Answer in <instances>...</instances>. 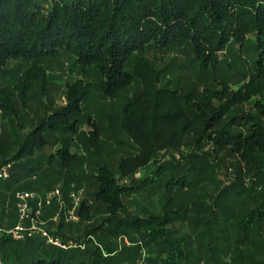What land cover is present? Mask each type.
Wrapping results in <instances>:
<instances>
[{"label": "trees", "instance_id": "16d2710c", "mask_svg": "<svg viewBox=\"0 0 264 264\" xmlns=\"http://www.w3.org/2000/svg\"><path fill=\"white\" fill-rule=\"evenodd\" d=\"M247 46L254 53L249 83L230 88L222 77L218 81L222 92H211L206 85L200 102L195 93L184 92L178 80H167L165 70L154 66L158 55L189 51L195 57L198 76L217 81L216 74L222 70L232 76L237 73L236 64L228 59L223 63L222 56L232 51L242 56ZM16 61L27 66L23 78L9 69ZM60 61L94 74L95 84L73 85L67 93L68 106L50 116L47 113L25 133L22 126L29 115L22 112L32 99L27 94L39 80L45 83L49 68ZM0 78L4 80L0 111L16 122L12 137L19 146L9 158L6 139L0 134V166L14 164L11 177L0 181V223L9 209L15 214L16 192L33 191L34 186L36 191L42 186L47 191L54 189L39 181L37 168L24 164L25 158L47 145V131L64 125L77 133L78 123L86 121L94 129L93 145H98L97 120L82 109L89 87H96L105 97L122 95L125 99L118 119L131 149L115 170L102 167L92 176L94 199L105 207L109 217L104 222L108 224L102 222L87 230L84 239L67 250L49 246L38 237L19 242L2 239L3 264L22 259L24 264H121L120 250L110 239L123 235L138 253L148 252L146 264H188L185 240L173 235V216L150 213L141 217L131 212L123 197L161 185L165 191L190 186L186 176L195 175L194 167L205 180L219 181L213 167L198 153L182 152L184 138L197 127L208 141L229 147L252 170L251 183L237 181L230 187L235 190L229 202L236 198L234 210L242 214L237 230L241 238L235 241L231 264H264V127L255 116H245L243 121L234 116L232 123L241 127L240 132L210 133L221 115L212 106L213 97L222 106H242L259 95L263 100L257 106L264 109V88L259 84L264 82V0H0ZM134 87L136 91L129 97L126 92ZM56 154L49 156L48 164L59 158L60 169H53V174L67 176L61 191L68 202L70 173L80 166L81 157L67 145ZM35 177L39 180L33 181ZM223 192L220 197L227 202L229 191ZM79 215L82 221L92 219L85 201ZM11 220L8 226L15 217ZM63 225L54 234L67 242ZM219 243L210 241L215 246L208 244V251L223 249L218 248ZM256 253L263 258H256Z\"/></svg>", "mask_w": 264, "mask_h": 264}, {"label": "rangeland", "instance_id": "374dc122", "mask_svg": "<svg viewBox=\"0 0 264 264\" xmlns=\"http://www.w3.org/2000/svg\"><path fill=\"white\" fill-rule=\"evenodd\" d=\"M156 57H158L154 60L156 69L158 71L165 70L164 75L167 80H178V86L184 92L195 93L199 102L206 90L204 89L206 85L210 87L211 92H215V90H217V94L222 92V87L218 83L222 77L227 81L230 88H237L238 85L249 83L254 63L252 48L247 46L242 56L232 51L230 55L222 56V60L223 63L227 59L235 63L237 73L232 76L222 70V72L216 74L217 81H214L210 76H198L197 64L194 61L195 57L189 51L176 55L168 54L165 57L161 55ZM9 69L16 70L15 76L23 78L26 75L27 66L25 63L16 61L9 64ZM95 77L94 74L83 73L71 68V65L67 64L66 61H60L56 65L51 66L45 76V83L44 80H39L27 94L32 99L28 102L27 111L22 112L25 116L29 115L22 126L23 131L28 133L32 128V123L45 119L47 113L50 116L57 111L65 109L69 104L67 99L68 90L77 83L85 85L95 84ZM34 82L35 80H32V83ZM3 83L4 80L0 78V87ZM259 84L264 88V82H259ZM136 88L128 89L127 95L132 97V93L136 91ZM262 100L258 95L242 106L234 104L222 106L218 98L213 97L212 106L217 110L219 109L221 115L217 125L210 133L212 132L214 136L216 133L219 134V132H240L241 127L232 123L234 116H237L236 120L239 119L240 121H243L245 116H255L258 123L264 127V109L262 111V108L257 106ZM124 102L125 99L122 95L105 97L96 87H89L82 109L83 113L97 120L98 145H93L91 137L94 129L86 121L78 123L77 133H73L71 129H67L65 128L66 126L63 127L64 125H62L63 128L58 126L53 131H47V145L37 150L32 157L24 159V164L30 163L31 166L39 170L41 180H39V177H35L33 181H43L46 182V185L49 184V186L60 188L61 190L63 181L67 177L62 174L66 171L61 173L62 177L54 175L53 169L57 171L60 169V161L58 157H55L48 164L49 156L56 154L60 148L67 145L71 153L81 157L80 166H77L70 173V187L71 191L80 190L82 192V200L86 202V206H90L92 219L91 221H82L80 219V222L75 224H64L62 234L68 240L67 242L75 244L81 242L87 230L102 224L109 217L108 213L105 212V207L94 199L96 185L92 176L102 167L115 170L125 152L131 151L130 147H128L130 143L120 129V120L118 119L122 111L121 105ZM15 124V121H12L11 118L0 111V134L6 139L9 158H12L19 150V146L13 143L12 137V132L16 128ZM206 136V134L202 135V128H195L184 138L182 152L187 154L198 153L204 162L208 161L213 167L219 181L210 182L211 178L205 180V176L200 175V171L194 167L193 174L197 175V179H193L195 175L192 174L186 176L190 186L186 185L183 188L165 191L163 185H161L147 192L126 195L123 200L132 213L141 217H145L150 213L155 215L170 213L173 216L171 228L174 238L185 240L187 244L190 258L188 264H231L233 255H235L233 254V248L236 246L235 241L241 238L237 230L238 225H240L238 219L242 214L239 213L237 208L234 210L237 204L236 198L229 202V198L232 197L231 194H234L233 190H235V188L232 189L230 187L237 181L251 183L252 170L229 147L216 146L212 144L211 140L208 141ZM91 150L92 152L89 154ZM124 183L125 181L121 182V184ZM37 189L35 186L32 188L33 192L41 194L47 191L46 186H42L40 191H36ZM224 189L229 191L227 202L222 201L223 196L220 197L224 193ZM219 197L221 198L220 200L218 199ZM14 206H16V200ZM58 207L56 202L51 207L56 208L52 217L59 211ZM10 212L11 216H9ZM15 214L9 209V212L5 215L7 219L9 216V222L15 217V223L17 224L19 222L17 208ZM52 217L44 218L47 221L45 227L55 233L58 230V225L50 221ZM106 224L108 223L104 222V225ZM38 238L41 239V237ZM110 240L111 244L120 250L118 253L120 259L118 261L121 264H126L127 261L132 264H146L148 252L142 250L138 253L129 237L123 235L117 238L112 237ZM210 241L220 242L218 248L223 249L219 248L218 252L216 249L215 251H208ZM210 245L211 247L215 246V244ZM238 247L240 248V246ZM251 247V249H254V246ZM237 251L239 250L237 249ZM255 256L259 259L263 258L257 253ZM24 261L25 259H22L14 263L11 260V262L6 261L5 264H24Z\"/></svg>", "mask_w": 264, "mask_h": 264}, {"label": "built area", "instance_id": "2783aa9c", "mask_svg": "<svg viewBox=\"0 0 264 264\" xmlns=\"http://www.w3.org/2000/svg\"><path fill=\"white\" fill-rule=\"evenodd\" d=\"M13 163H6L0 166V181L8 180L11 177ZM16 208L19 222L14 227H4L0 223V241L9 239L15 242L24 241L27 238L41 237L49 246L60 249H70L77 244L66 242L60 236L49 231L45 226V212L54 203L58 204L59 211L50 219L55 224H75L80 222L79 211L81 208L82 192L73 190L69 194L68 202L63 198L60 188L50 189L44 193L33 191H18L15 194ZM0 264H3L0 254Z\"/></svg>", "mask_w": 264, "mask_h": 264}, {"label": "crops", "instance_id": "0c3cea01", "mask_svg": "<svg viewBox=\"0 0 264 264\" xmlns=\"http://www.w3.org/2000/svg\"><path fill=\"white\" fill-rule=\"evenodd\" d=\"M62 195H63V193H62ZM54 211H55L54 208H50L49 210H47L45 212V217H48V218L52 217V215L54 214ZM5 222H6V224H5ZM8 223H9V219H7V218H4V220L1 222V224L7 228L14 227L16 225V223L14 222L11 226H8Z\"/></svg>", "mask_w": 264, "mask_h": 264}]
</instances>
